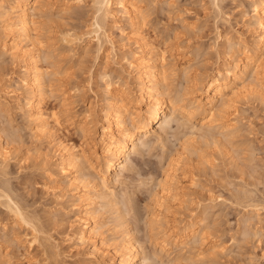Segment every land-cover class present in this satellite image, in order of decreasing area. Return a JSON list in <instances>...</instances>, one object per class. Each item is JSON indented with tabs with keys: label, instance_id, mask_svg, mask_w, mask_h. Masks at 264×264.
<instances>
[{
	"label": "rangeland",
	"instance_id": "1",
	"mask_svg": "<svg viewBox=\"0 0 264 264\" xmlns=\"http://www.w3.org/2000/svg\"><path fill=\"white\" fill-rule=\"evenodd\" d=\"M125 1L136 2L144 12L138 29L147 48L164 56L160 64L165 68L168 93L178 100L180 110L189 108L194 99L192 79L201 81L226 63L228 49L222 36L241 38L251 49L259 33L248 0ZM117 2L113 0L112 5L116 18L110 17L106 28L113 43L102 35L101 52L97 53V43L88 41L89 37L72 46L58 39L68 29L77 34L93 29L92 0H46L47 7L32 32L36 45L30 48L39 53L46 81L39 105L50 116V124L56 116L61 118L60 129L55 130L58 139L76 145L89 158L99 148L92 147L79 125L87 119L92 134L100 132L108 101L107 81H129L132 93L137 90L123 56L132 59L139 43ZM6 20L0 17V141L11 154L7 172H0V193L10 194L12 188L10 196L19 198L17 202L29 216L34 215L37 225L46 224L39 226V239L31 244L33 230L1 203L0 264H90V258L84 257L90 244L76 246V240L66 241L72 234L71 222L79 225V212L67 197L71 192L68 177L52 168L60 160L58 150L46 136L37 134L26 110L18 108V99L24 104L30 93L22 84L20 60L2 51V42L12 35L5 29ZM252 80L245 82L250 88L231 96L229 105L219 111L220 125L205 129L213 135L196 129L199 114L195 119L177 114L163 130L167 133L150 136L131 154L121 181L110 184L117 203L111 197L102 198L101 190L96 194L95 218L103 226L106 245L115 247L130 230L139 249L149 255L139 259L142 264H264V71L259 80ZM228 120L233 127H221ZM80 169L84 175L96 176L94 169ZM4 185L11 188L4 189ZM121 212L125 221L117 217ZM201 220L206 243L190 240L187 252L173 245L168 252L161 248L164 235L160 231L167 224ZM197 252L205 259L192 258ZM33 256L36 260L31 262Z\"/></svg>",
	"mask_w": 264,
	"mask_h": 264
},
{
	"label": "bare ground",
	"instance_id": "2",
	"mask_svg": "<svg viewBox=\"0 0 264 264\" xmlns=\"http://www.w3.org/2000/svg\"><path fill=\"white\" fill-rule=\"evenodd\" d=\"M92 1L96 10V13L94 12L93 29L84 31L82 34H77L78 32H73L72 29L65 30L61 32L63 33L61 37L60 35L59 38L55 36L61 41H59L60 44L72 46L76 42H83L85 37H89L88 41L93 40L95 44L97 43L98 53L103 48L104 38L113 43L112 36L107 32L109 30L106 31L110 21L109 18L116 16L115 11L112 9L113 0ZM248 2L253 18H255V24L259 29V33L251 41L252 48H248V42L241 38L235 39L228 34L222 36L226 39V48L228 49L226 63L219 65L215 73L206 74V78L201 81H198L195 77L192 79L190 83L193 87L192 93L195 94L194 99L187 105L189 108L185 107L180 110L178 102H176L178 100L172 99V96L168 93L165 68L160 64L164 56L155 51L154 48H147L148 44L145 36L138 29L140 23H143L141 18L144 12H141L140 7L135 4L136 2L129 3L125 0H118L117 5L127 15L126 17L131 25L134 26L133 36L139 43L138 52L133 55L132 59L126 58L125 55L123 56L125 60L123 64L128 65V69H131L128 74L135 78L137 90L134 94L132 93L129 81H123V84L119 83L120 80L115 82L112 80L107 81L105 90L108 93V101L103 110V124L100 132L98 135L92 134V126H87V119L79 125V128L88 135L92 147L99 148V151H94L93 157H90V159L84 150H78L76 145L67 144L65 141L58 139L55 130L60 129L61 118L59 117L60 119H58L54 114L56 117L55 119L53 118L54 123L52 124L54 125L51 127V121L48 119L50 116L39 105L45 93V73L42 64L40 65L39 63V53L36 50V53L32 52L33 48H30V46L36 45H34L35 41L32 32L40 21L42 9L47 7L45 4L46 0H0V10L4 8L3 11H0V17H4V20L7 18L6 23H4L5 29L10 30L9 32L12 33L9 40L6 39L2 42V51L6 54L9 52L15 60H20L23 74L22 84L30 93L29 97L27 96V102L24 104L21 103L20 98L18 99V108L23 107L26 110L29 116L27 118L32 123H35L37 134L46 136L58 150L60 160H57L54 164L52 163V168L63 172L68 177L71 192L69 195L64 192L63 197L67 195L71 202L70 205L79 212L77 218L79 225L76 226L71 222L70 226L74 225L73 230L70 229L72 234L66 241L70 243L74 239L76 240V246L90 244L91 249L87 252L85 251L86 253L83 252L84 257L87 255L90 258H87L90 264H142L139 259L141 257L148 259L149 257L147 252L139 249V245L134 240L130 230L126 231L122 242L120 241L121 243L119 242L118 244L119 240H117L115 243L117 245L110 248V246L106 245L105 238H103V226L95 218V213L98 211L96 199L99 198L96 194L101 190L100 192L103 193V196H100L102 198L105 196L108 199L109 197L114 199L115 194L112 193L110 184L121 181V174L131 163V154L137 153L140 150V145L146 144L145 142L150 136L158 135L166 129L167 124L177 114H181L182 117L185 115L190 119L197 118V114H199L200 117L197 119L200 122V127L198 126L196 129L198 131L201 130L200 132L203 131L202 133L206 136L213 135L212 131L207 130L212 129L213 126L220 125L222 115L219 111L221 112L229 105L231 96L237 95L246 90V88H250L245 83L247 79H253L252 81L259 80L260 73L264 71V0H248ZM13 13L16 16L13 15L16 21L11 19ZM102 35L104 36L103 39ZM37 49L39 50V48ZM224 122L221 127L224 125L225 127H233L234 125L230 120ZM205 129L207 130L205 131ZM163 132L165 133L166 131ZM10 152L9 148L0 141V172H7L5 170H7V164L10 162L8 159ZM93 161L97 163L96 166L93 165ZM82 167L87 170L94 169L96 176L91 178L90 175L80 173V168ZM166 177L168 176L166 175ZM9 182L7 180L8 184ZM168 182H171V180ZM5 186L7 187L8 185H4V189L6 188ZM0 187L3 190L2 185ZM8 188H11L10 185ZM11 190L9 191L11 192L10 194L13 191ZM5 192L0 193V198L1 196L5 198L0 200V205L2 203L4 208L6 207L8 211H11L12 216L18 218V220L33 230L35 234L34 237L31 236L30 241L33 244L34 241L39 239L37 235L40 233L41 227H44L46 223L41 226L42 222L38 218L36 220H40L39 222L41 223L37 225L38 222L35 221L33 213L30 211L33 216H29L30 214L23 209L24 206L22 207L21 203L17 202L19 198L14 200L9 193ZM115 201L117 203V200ZM118 210L120 209L118 208ZM117 217L123 220L124 212H121ZM123 221H125V218ZM204 225L203 220L199 223H189V225H185L182 222L167 224L166 228L160 231L164 235V239L160 241L161 248L167 251L171 249L169 246L173 245L179 249V252H187L190 250V247L187 246L190 240L197 241L200 244L206 243L208 235L205 232ZM193 255L192 258L197 261L205 259V255L202 252H197V254ZM146 256L148 257L146 258ZM35 260L36 258L33 256L31 262Z\"/></svg>",
	"mask_w": 264,
	"mask_h": 264
}]
</instances>
